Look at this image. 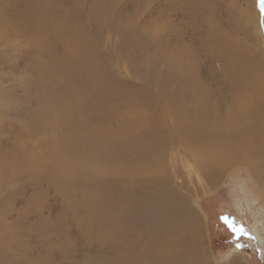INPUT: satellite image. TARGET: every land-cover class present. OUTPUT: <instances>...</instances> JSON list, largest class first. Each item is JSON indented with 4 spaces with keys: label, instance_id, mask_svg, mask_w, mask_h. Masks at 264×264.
Wrapping results in <instances>:
<instances>
[{
    "label": "rangeland",
    "instance_id": "obj_1",
    "mask_svg": "<svg viewBox=\"0 0 264 264\" xmlns=\"http://www.w3.org/2000/svg\"><path fill=\"white\" fill-rule=\"evenodd\" d=\"M63 55L72 59L69 68L61 61ZM240 71L243 73L241 76ZM262 71L264 74V10L260 7V0H0L1 126L4 128L16 123L26 111L31 113L30 122L33 127L44 121L49 125H55L50 121L52 114L56 113L53 106L58 108L61 105V111L63 108L66 109L69 117L62 113L59 118L56 114L57 123L60 121L66 123H61L62 127L56 123L55 129L57 128L56 131L59 129L61 132H58L59 136H65L67 140L74 133V129L99 124L104 126L103 128L111 126L118 132L125 118L131 117L132 113H141L148 117L150 104L154 102L156 109L162 108L161 117L169 119L162 124L161 118H157V127L151 128L154 132L152 136L157 135V131L162 129L165 137L163 143L169 146L162 144L163 151L160 152L162 155H157V170L161 167L163 171L158 170L154 172L156 176L152 174L148 178H157L163 172L160 176L164 174L172 176V183L178 187L181 194L190 195L193 208L201 218L205 251L212 264H235V261L237 264H264V187H262L264 167H259L257 160L250 159L246 167L226 169L220 176L215 175L219 174L217 169L212 173L201 171L193 162L194 158L187 156L186 151L190 150L188 146H182L186 140L183 143L178 138L175 139L172 120L176 116L173 111L181 109L185 111V114L177 115V118L190 123L191 126H195L199 119L205 120L207 115V118L209 117L207 124L210 125H213L217 118V125H221V128L225 125L231 127L226 131L228 134L223 130L207 129L206 132H202L203 135L214 137L222 134L223 139L226 136L224 141L221 137L215 138L221 140L223 144L233 142L234 139L240 138L241 132L234 130H238L241 124L234 129L232 122L225 118L226 112L233 117L236 103H232L237 99L240 82L251 78L249 81L258 82L256 86H259L264 82ZM248 74L251 77L247 76ZM231 78L241 80L233 82L235 84L233 86ZM89 83H93L94 87H86ZM80 89L84 94L86 92L85 96L91 97L85 98ZM79 95L82 100L78 98ZM210 97L211 99H208ZM204 99L205 103H201ZM75 100L77 101L74 102ZM59 101L62 103L58 106ZM91 101L93 103H90ZM86 102L87 105H84ZM95 105L98 107L95 108ZM101 108L105 109L106 113ZM166 109L170 111L167 112ZM207 109L210 112H206ZM100 110L103 112L102 115ZM193 110L195 115L199 111V115L197 114L199 117L192 115ZM211 111L212 114H209ZM80 112L82 113L79 114ZM186 113L192 117L190 115L188 118ZM104 115L110 121L106 120ZM108 115H112L113 118ZM78 116L82 118L75 122ZM156 116L157 113L154 118ZM27 120L29 121L28 116ZM83 120L86 123H83ZM72 123L78 127L76 125L74 127ZM165 126H169L170 129ZM191 136L194 137V134ZM138 138L145 147L155 145L154 139L149 138V141L145 142L140 135ZM219 140H211V147L213 148V144L221 145ZM119 142L122 145L112 144L110 145L114 146L112 151L111 147H107L108 152H104H110L111 156L108 155L112 157L115 150V154L118 155L123 147V143ZM98 148L99 146L98 154L95 155L99 156L96 158L97 162L102 161L104 154L102 152L100 158L104 146H100V150ZM163 148H166L165 152ZM221 167L222 165L218 170H221ZM179 171L182 173L177 174ZM207 174H212L210 181L207 180V177H210L206 176ZM126 175V180L133 178L142 182L148 179L133 177L131 173ZM104 177L106 178L105 175ZM184 177L188 181L186 186L182 187L178 182L181 178L185 180ZM107 179L109 178H106L105 182L102 180L104 184L100 182L95 184L91 190L101 201L112 189V184ZM257 184L262 186L259 185L258 188ZM105 185L108 190L105 188L104 191ZM179 186L191 193L180 189ZM19 188L23 191L21 187ZM116 188L124 189L122 185ZM67 190L61 196L55 195L54 205L51 203L54 193L50 192V195L45 196V202L43 199L40 208L39 205L31 204L27 208L21 206L22 201L34 194L31 190H28L25 196L24 191L16 196L21 200V205L20 203L15 205L11 218L0 224L1 236L12 231L0 239V264H108L115 259L112 253H117V250L118 254H126L127 257L130 251L134 255H145L148 262L145 260L144 264H157V254L155 252L152 255L148 254L153 237L149 241L144 238L139 247H135L134 238H130L128 233L122 235L118 230L121 221L114 219L113 223L109 219L102 220L97 216L103 211L105 215L107 214L105 209L110 207L105 206V203L101 204L102 206L91 203L92 205L89 204L83 211H79L80 217L75 216L74 209L70 208L65 200L71 201L76 192L71 188ZM146 190L148 192L150 188L146 187ZM102 196L103 198H100ZM155 198L157 197L154 196V200L147 202V207L152 208L156 205ZM123 200L126 199L123 197ZM101 209L103 211H100ZM225 217L231 222L232 227L223 223ZM88 220L96 222V225L98 223L99 228L87 225ZM217 237L218 242H214ZM104 241L109 242V245L102 250ZM141 250L145 252L142 253ZM121 264L129 263L126 261Z\"/></svg>",
    "mask_w": 264,
    "mask_h": 264
},
{
    "label": "bare ground",
    "instance_id": "obj_2",
    "mask_svg": "<svg viewBox=\"0 0 264 264\" xmlns=\"http://www.w3.org/2000/svg\"><path fill=\"white\" fill-rule=\"evenodd\" d=\"M44 13L45 12H43V14ZM46 19H48V18H46ZM48 25H49V23H48ZM60 40H61V38H60ZM57 44H58V42H57ZM55 47H57V46H55ZM66 51L67 50H65V52ZM62 52H63V50H62ZM59 53H60V51H59ZM222 54H224V53H222ZM233 54L234 53H232V56L234 57ZM225 56H226V54H225ZM230 56H231V54H230ZM232 56H231V58H232ZM71 58H73V57H71ZM71 60L72 59H68V58H66L65 55H63V58L61 61L67 68H69L71 66ZM228 61L229 60H227V62ZM218 62H221V61H218ZM238 63H240V62H238ZM38 64H36V66ZM228 64H229V62H228ZM74 65L76 66V64H74ZM235 65H237V64H235ZM229 66H231V65L229 64ZM232 66H234V65H232ZM34 67H35V65H34ZM222 70H224V68ZM225 70H226V68H225ZM220 71H221V69H220ZM243 72H245V71H243ZM223 73H225V72H223ZM241 73L242 72L240 71L239 76H241ZM247 73H249V71H247ZM250 74H252V73H250ZM250 74H248L247 76L251 77ZM261 74H263V71ZM259 75H260V73H259ZM227 79H229V77ZM250 79L251 78H248V80L246 79L247 81H245L243 83L240 82L239 80H241V79H238V78H234V79L231 78L230 79L231 83L236 82V81H239L241 83V85H239L240 83L238 84V82H237V84L239 85L237 88L239 95L237 94L236 101L232 103V104L236 103V108H233V109H235V110H233V114H232L233 117L230 116L231 114L229 112H226L227 116H225L226 120L228 119V121L232 122V125H234L232 127L234 129L237 128L238 125L241 124L239 126L238 130H234L236 132L237 131L241 132V135L239 136L240 138L234 139L233 142L229 141L228 143L226 142L225 144H223L221 140L224 141V139H226V136L223 139L221 137L222 134L218 135V136H214V137L203 135L202 132H206L207 129L208 130L212 129V130H216V131L217 130H221V131L223 130L224 132L231 129V127H227L225 124H224L225 127L223 126L222 128L220 127L221 125L218 126L217 125L218 124L217 118L214 121V124L210 125V124H207L209 117L207 118L208 115L205 114V115H207V116H205L206 117L205 120L199 119V121L197 120L198 122L196 121L197 124H195V126H191V125H189L190 123L182 122L181 120H179L177 118V115L181 116L182 114H185L184 113L185 111L183 112L182 109L180 111H177V112L173 111L174 115L176 116V118L174 117L175 119L172 120L173 121L172 124H174V126L172 125V127L175 128V129H173V130H175V132H174L175 139L178 138V140L180 142H183L186 140L185 143L183 142L184 144L182 146H184V145L188 146V148L190 150L188 151V149L186 148L187 149V151H186L187 156L194 158L195 161H193V162L195 163V165H197V167L200 168L201 171L204 170V171L212 173V171H216V169H217V171H219V174H215V175L220 176V174L223 171H225L226 169H231V168L237 169V168H241V167H246L248 162L251 161L250 159L257 160V162H258L257 165L259 167H262V168L264 167V82L260 83L259 86L258 85L256 86V84L258 82H255V83H253V81L250 82L249 81ZM71 80H72V78H71ZM62 82H64V81H62ZM260 82H262V81H260ZM221 83L222 82H220V84ZM93 85H94L93 83H89V85L87 84L86 87H91ZM234 85L235 84L233 83V86ZM224 87L227 88V86H225V85H224ZM224 87H222V88H224ZM25 88H26V86H25ZM84 88H85V86H84ZM230 88H231V86H230ZM26 89H28V88H26ZM78 89H79V87H78ZM60 91H62V89ZM81 91H83V90H81ZM86 91H88V90H86ZM89 91H90V89H89ZM193 92H195V91L193 90ZM62 93H64V92H62ZM199 93H201V92H199ZM245 93H247V95H244ZM68 94H70V93L68 92ZM85 94H86V92H85ZM85 94L83 91L82 95L85 96ZM191 94H193V93H191ZM80 95L78 96V98L79 97L81 98L82 95L81 96ZM211 95H209V96H211ZM206 96H208V95H206ZM219 96H220V94H219ZM66 97H68V96L66 95ZM86 97H88V96H85V98ZM90 97L91 96H89L88 98H90ZM197 97L199 98V96H197ZM204 97H205V95H204ZM211 97L208 99H211ZM214 97H217V96H214ZM45 98H47V96ZM201 98H202V96H201ZM205 98H207V97H205ZM1 99H2V97H1ZM75 99H76V97H75ZM77 100H75L74 102H76ZM81 100H82V98H81ZM93 100H94V98H93ZM198 100H200V99H198ZM89 101L87 100V102H89ZM205 101H206V99H204V101H201V103L202 102L205 103ZM63 102H64L63 104H65V101H63ZM66 102H67V100H66ZM78 102H79V100H78ZM87 102L83 103V104L87 105ZM55 103H57L56 99H55ZM58 103H59L58 104V106H59L62 102L59 101ZM90 103H93V102L91 101ZM193 103H194V101H193ZM201 103L198 104V106H200ZM75 104H77V103H75ZM158 104H159V102L157 99V105ZM150 105H151V108L149 109L150 114H148V117H146L145 115H143L141 113H132L133 115H131V117L125 118V121L123 122L124 124H122L123 126H120L118 128V130H119L118 132H115L116 129L115 128L112 129L111 126L108 128H103L104 126L102 127V126H100L99 123H97V124H99V126H93V127H89V128L85 127L83 129L79 128L80 131H79V129L78 130L74 129L73 130L74 133L68 139L66 138L67 140H65V136L64 137H60L61 135L59 136V134H58L59 129H58V131H56L57 128L55 129V125L58 122V117L60 118V115H62V113L69 117V114L67 112H65L66 109L63 108L61 111V109H60L61 105L58 108L53 106L54 107L53 110H55L56 113L52 114V116L50 117V121L53 122V124H55V125H49L46 123L47 121H44V122H41V124L38 123L37 126L33 127L31 122H30L31 113L29 111H26L25 115H22L21 118L16 120V123H11V124H9V126H5L3 128V126H1V123H0V126L2 127L0 129V224L5 223L9 218H11V215H12L11 212L13 211L12 209L15 205H17L18 203H20V205H21V200L17 199V197H16L20 192H22V193H23V191L25 192V193H23V196H25L28 193L27 192L28 190H31L32 192H34V194L31 195V198L29 196L28 199L25 198L27 200L22 201L21 206H24L25 208H27V206H29V204H31V206L39 205V208H40L42 205L43 199L45 202V196L50 195V192L54 193V199L51 200V203L54 205L56 202V196L55 195L61 196V194H63L67 190L66 188H69L68 190H70V188H71L74 192H76V194H74V196L71 198V201L69 199H66L65 202L68 203L67 205L70 208L74 209L73 214L75 216L80 217L81 215H80L79 211H83L85 209V207L89 206V204H91V203L92 204H98V205H101V204L103 205V203H105V206L110 207V209L108 208L109 210L105 209L107 211V214L105 215L104 211L101 209L100 211H103V212H101L102 214L97 215V216H99L102 220L104 218V219H109L112 222L114 221V219L121 221L122 222L121 227L118 230L122 233V235H124L125 233H128L130 238H134V240L136 241L135 247L136 246L139 247L140 242L142 240H144V238H147V241H149L151 237L154 238L153 242L150 243L151 249L148 250V254L152 255L154 252H155V254H157V257H156L157 264H212L211 260L206 255V251H205L203 233L201 231V224H200L201 218L198 215V213L196 212L195 208H193L192 199H191L190 195L187 196V195L181 194L178 187L176 185H173L172 176L165 175V174L160 176V174H162L163 172L160 173L157 176V178H151V179L148 178V176L150 177V175H152V174L154 175L155 174L154 172H157L158 170H162L161 167H160V169L157 170V162H158L157 161L158 160L157 155H160L163 151L162 150V144H164V146H166V147L169 146V145H165L167 143H163L165 137L163 135L162 129L157 131V135L155 134V136H152L154 132H152V130H151V128L157 127V118H161L160 122L162 124H165V122L169 118L167 119V118L161 117L162 116L161 115L162 108L157 107V109H156L154 107V102H151ZM195 105H197V104H195ZM213 105H214V101H213ZM216 105H217V103H216ZM223 105L224 104H222V106ZM16 106H18V105H16ZM53 107H50V108H53ZM73 107H74V104H73ZM76 107L79 108V106H76ZM90 107L92 108V104ZM90 107H89V109H90ZM96 107H98V105L97 106L95 105V108ZM205 107H206V105H205ZM18 108H19V106H18ZM105 108H106V106H105ZM84 109H85V107H84ZM99 109H100V106H99ZM210 109L211 108H209V110ZM85 110L87 111V108ZM90 110H92V109H90ZM96 110L97 109H95V111ZM209 110L207 109V111L206 110L205 111L208 112ZM164 111H165V109H164ZM169 111L170 110H167V112H169ZM89 112L87 113V115L89 114ZM81 113L82 112H80L79 114H81ZM90 113H92V112H90ZM102 113L100 110L101 115H102ZM104 113H106V112L104 111ZM156 113H157V116L154 118V115ZM173 113H172V115H173ZM187 113H186V115H187ZM196 113L198 114L199 111ZM56 114L58 115V117L56 116ZM74 114H76V112ZM118 114H120V113H118ZM193 114H194V110H193L192 115ZM200 114H201V112H200ZM209 114H212V111ZM106 115H104V117ZM116 115L117 114H115V116H114L115 118L117 117ZM192 115H191V117H192ZM202 115H203V113H202ZM215 115H214V117H215ZM27 116L29 118V121L27 120ZM108 116L111 117L112 115H108ZM189 116H188V118H189ZM80 117L78 119L75 118L76 119L75 122H77V120H79ZM106 117H105V119H106ZM167 117H169V116H167ZM191 117H190V119H191ZM34 118H36V117L34 116ZM73 118H74V116H73ZM112 118H113V116H112ZM112 118H111V121H112ZM200 118H202V117H200ZM225 118H224V120H225ZM107 119H108V121H110L109 118H107ZM147 121H149L150 123H147ZM201 121H203V123ZM51 122H50V124H51ZM64 122L66 123V121H64ZM64 122L60 121L59 123H57V125L60 126V124L64 123ZM74 123H72V124H74ZM83 123H86V121H84ZM132 123H134V125H131ZM78 124H79V122H78ZM103 124H105V123H103ZM107 124H108V122H107ZM75 125L77 126V124H74L73 126L75 127ZM80 125L82 126V124H80ZM80 125H79V127H80ZM93 125H94V123H93ZM215 125H217V127H213ZM60 127H62V126H60ZM65 127L66 126H64V129H65ZM105 127H107V126H105ZM166 128L170 129L169 126ZM61 129H60V131H61ZM66 131H68V130H66ZM66 131H64V132H66ZM2 132H4L3 135L1 134ZM68 132L70 135L71 129ZM150 132H152V133H150ZM59 133H61V132H59ZM192 133L194 134V137L191 136ZM244 133H247V134L244 135ZM139 135L141 137H143L144 140H146L145 142H148L149 138L154 139V143L156 146L154 144H150L149 146L145 147L143 142L142 143L140 142V139L138 138ZM66 137H68V136H66ZM170 137H171V135L169 134V138ZM215 137H221L222 139L219 140ZM81 138H83L85 141L82 140ZM211 140L212 141L219 140V141H221V145H219V146L215 145L214 146V144H213L212 145L213 148H212L211 147ZM119 141H121L123 143V147H122L121 152L119 154L117 153L118 155H116L115 154L116 151L113 149L114 150L113 156L110 157L111 153L110 152L107 153L108 152L107 147L108 148L111 147L110 145H112V144L122 145ZM133 144L134 145L136 144V145L134 146ZM171 144H173V143H171ZM96 145H97V147L99 146V148H100V146H104L103 151H101V154H100V156H101L102 152L104 153L103 159H101L102 161H99V162H97V160H96V158L99 156L98 155H97V157L95 156L96 154H98ZM112 147H114V146H112ZM112 147H111V151H112ZM165 149H164V152H165ZM215 149H216V151H215ZM104 151H107V152H104ZM109 151H110V149H109ZM108 154H110V156ZM160 157H162V156H159V158ZM100 158H102V156ZM163 161H164V159H163ZM161 163L163 165V162H161ZM221 165H222L221 170H218V168ZM256 168L258 171V167H256ZM129 173H131L133 175V177L134 176L139 177V178L143 177L142 179H145L147 177L148 179L145 181H142V182H139L138 180H134L133 178L126 180L125 176H127L126 174H129ZM178 173H182V171L177 172V174ZM197 173H200V172H197ZM156 174H158V173H156ZM249 174L251 176V173H249ZM104 175L106 176V178H109V179H107V181H109L112 184V189H110L108 191V193H106L108 196H104V198H103V196L100 197V198H103L102 199L103 202H102L101 200L98 199V197L95 196V194L93 192H91V190H92V187H95V184H98V182L102 183V180L105 182L106 178L104 177ZM110 175H113V177L111 178ZM175 175H176V173H175ZM211 175L212 174L206 175V176H210V177H207V180L210 181ZM154 176H156V175H154ZM178 176H180V175H178ZM184 179H185V177H184ZM187 181L188 180H186V179L183 180L181 178L180 181L178 182V185L185 187L187 184ZM104 182L102 184H104ZM135 183H138V184H135ZM156 183H157V189H155ZM118 185H120V186L122 185L124 187V189L118 190V188H116ZM208 185H210V182ZM257 185L259 186L261 184H257ZM19 187H21L23 191H21ZM146 187L150 188V190L148 192L146 190ZM182 187H180V189H183V190L187 191L188 193H191V192H189V190H187L186 188H182ZM262 187H264V186H262ZM105 188H106V185H105V187H103L104 191L107 189V188L106 189ZM258 188H260V186ZM190 191H192V190H190ZM82 194H84V195H82ZM140 194H142L143 197L139 196ZM154 196L157 197V198H155V199H157L156 205L153 206L152 208L147 207V202L154 200ZM123 197L127 200V201L125 200L126 202L123 200ZM194 200H195V198H194ZM52 204H51V206H53ZM96 214H97V212H96ZM97 219H99V218H97ZM95 223L90 222L89 220L86 222V224L89 226H92L94 228L95 227L99 228V226H97L98 223H97V225ZM113 223H111V225ZM113 226H111L110 228L112 229ZM102 227H103V225H102ZM111 229H108V230H111ZM98 231H99V229H98ZM103 231H105V230H103ZM108 232H110V231H108ZM8 233L11 234L12 231L11 232L8 231L6 234H3L2 236L0 235V239L5 237V236H8ZM104 238H107V237H104ZM111 238H112V235H111ZM6 239H8V238L6 237ZM113 241H114V239H113ZM99 242H100V240H99ZM108 245H109V242L107 243V241H104V244L102 245V250H105L108 247ZM140 249H143V248H140ZM141 252L143 253V252H145V250H141ZM128 253H129V255L127 257L125 253H124L125 255H122L121 253L118 254V250H117V253L116 252L112 253V255L113 254L115 255V257H114L115 259L113 261H111V263H108V264H121L122 262L126 263V261L129 264H144L145 260L148 258V257L146 258L145 255H136V254L134 255L132 251H130ZM142 253H140V254H142ZM117 257H119V258H117ZM94 258H96V257H94ZM99 259H100V257H99ZM101 262H104V261H101ZM234 263L237 264L236 261ZM98 264H100V263H98Z\"/></svg>",
    "mask_w": 264,
    "mask_h": 264
},
{
    "label": "snow or ice",
    "instance_id": "obj_3",
    "mask_svg": "<svg viewBox=\"0 0 264 264\" xmlns=\"http://www.w3.org/2000/svg\"><path fill=\"white\" fill-rule=\"evenodd\" d=\"M260 7H261L262 10H264V0H260ZM224 220H225L226 223H228V218L227 217H225ZM229 226L232 227L231 224H229Z\"/></svg>",
    "mask_w": 264,
    "mask_h": 264
},
{
    "label": "trees",
    "instance_id": "obj_4",
    "mask_svg": "<svg viewBox=\"0 0 264 264\" xmlns=\"http://www.w3.org/2000/svg\"><path fill=\"white\" fill-rule=\"evenodd\" d=\"M223 223H226V222H223ZM226 224L229 225V224H231V222H228V223H226ZM218 239H219L218 237L215 238V239H214V242H216V241L218 242Z\"/></svg>",
    "mask_w": 264,
    "mask_h": 264
}]
</instances>
